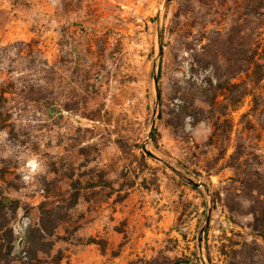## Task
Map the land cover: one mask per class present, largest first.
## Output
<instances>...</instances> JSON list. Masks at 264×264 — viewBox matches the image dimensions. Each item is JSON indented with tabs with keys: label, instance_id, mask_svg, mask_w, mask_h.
Segmentation results:
<instances>
[{
	"label": "rangeland",
	"instance_id": "1",
	"mask_svg": "<svg viewBox=\"0 0 264 264\" xmlns=\"http://www.w3.org/2000/svg\"><path fill=\"white\" fill-rule=\"evenodd\" d=\"M166 1L0 0V264H228L262 244L245 181L264 183V82L234 81L229 111V62L201 56L250 0ZM248 32L261 52L264 17Z\"/></svg>",
	"mask_w": 264,
	"mask_h": 264
},
{
	"label": "trees",
	"instance_id": "2",
	"mask_svg": "<svg viewBox=\"0 0 264 264\" xmlns=\"http://www.w3.org/2000/svg\"><path fill=\"white\" fill-rule=\"evenodd\" d=\"M259 17H264V0H250L246 12L240 19L241 23L233 26L229 30V39L222 42L221 48L228 46L227 51L221 52L219 55V52H217L218 49H215L221 43L219 38L214 39L209 45V48H205V51L201 55L208 56L212 51L214 58L223 56L229 62V111L235 110L238 104L241 103V98H245L249 94V90L248 93L246 90L239 96L237 92L239 87H242V84L238 82L234 83V81H237L241 76H246L254 88L262 87L261 85L264 82V49L261 52L259 50L252 51L247 49L249 37H251L248 32L249 24L252 19H259ZM200 64L202 67H208L212 63L205 60ZM161 76L160 72L159 79H161ZM1 93L3 92L0 91V122L2 123L4 118L2 111L3 96ZM236 95H238V98ZM162 98V89L159 87L160 102H162ZM203 102L207 104L206 101ZM195 106L196 102L194 101L183 106L180 115L185 118L189 110ZM245 184L247 185L246 199L251 202L248 210V215L252 216L253 219L251 229L253 234L262 241V244L258 241H254L252 244L247 242L237 244L236 246H239L240 249L231 252L228 264H264V183L253 180L252 176H248ZM6 202V199H0L1 211L7 207ZM231 210L234 211L233 209ZM7 226V222L1 223L0 231L7 228ZM7 232L9 233L8 247L13 250L16 248L17 241L15 232L11 229ZM33 234L34 231H28L26 239L32 237Z\"/></svg>",
	"mask_w": 264,
	"mask_h": 264
},
{
	"label": "water",
	"instance_id": "3",
	"mask_svg": "<svg viewBox=\"0 0 264 264\" xmlns=\"http://www.w3.org/2000/svg\"><path fill=\"white\" fill-rule=\"evenodd\" d=\"M170 1L167 0L165 5H164V9L167 7L168 3ZM159 25H160V18H159ZM159 33H160V55H161V28L159 27ZM159 55V56H160ZM158 64H159V59H157L156 63H155V69L157 70L158 68ZM154 83H155V90H156V103H155V107H154V116L157 115V106H158V101H159V80H158V77L157 75H154ZM155 127H156V121L155 119L153 120V123H152V126H151V130H150V133H149V140L153 137V133H154V130H155ZM148 154H151L149 151H147V149H144ZM190 184L196 188H201V187H205L203 184L201 183H198V182H195L193 180H189ZM207 189V188H206ZM209 221H210V215H208L207 217V220H206V225L204 227V229L202 230V234L204 233V231L206 230V228L208 227V224H209ZM201 234V235H202ZM200 244L202 243V237H200V240H199Z\"/></svg>",
	"mask_w": 264,
	"mask_h": 264
},
{
	"label": "built area",
	"instance_id": "4",
	"mask_svg": "<svg viewBox=\"0 0 264 264\" xmlns=\"http://www.w3.org/2000/svg\"><path fill=\"white\" fill-rule=\"evenodd\" d=\"M29 231V219L23 218L17 222L16 227L14 229L15 236L17 238L16 248L15 250L26 256V252L24 251V243L26 240L27 233Z\"/></svg>",
	"mask_w": 264,
	"mask_h": 264
},
{
	"label": "bare ground",
	"instance_id": "5",
	"mask_svg": "<svg viewBox=\"0 0 264 264\" xmlns=\"http://www.w3.org/2000/svg\"><path fill=\"white\" fill-rule=\"evenodd\" d=\"M86 98V97H85Z\"/></svg>",
	"mask_w": 264,
	"mask_h": 264
}]
</instances>
